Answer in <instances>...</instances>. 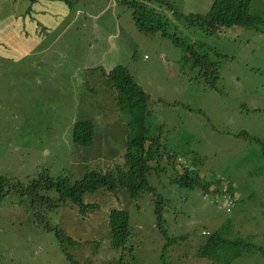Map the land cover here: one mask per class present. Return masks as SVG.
Masks as SVG:
<instances>
[{"label":"rangeland","instance_id":"374dc122","mask_svg":"<svg viewBox=\"0 0 264 264\" xmlns=\"http://www.w3.org/2000/svg\"><path fill=\"white\" fill-rule=\"evenodd\" d=\"M166 1L174 5L176 18L167 4L149 6L169 19L167 29L183 45L197 42L200 52L218 62L217 86L183 60V45L161 32L139 30L134 10L124 0H73L52 34L54 49L38 47L20 59L0 56V175L12 182L26 186L44 173L75 181L92 167L127 169L129 140L160 137L163 144L154 147L148 175L155 190L143 192L139 201L126 189L117 197L103 188L87 193L85 201L102 204L87 217L89 227L83 228L77 210L63 202L50 207L59 197L56 190L44 192L50 201L36 208L25 193L7 194L0 201V264H73L55 233L57 226L84 243V256L76 254L79 245H67L74 259L115 264L121 251L110 246L109 222L101 225L107 220L102 215L113 208L130 212L127 246L134 251H126V264H161L167 236L177 237L166 252L167 264H264L258 252L234 257L225 248L217 250L220 261L197 255L208 239L203 231L215 232L228 220L232 237L264 245V155L257 140L264 139V0L251 1V13L261 16L256 28L224 27L215 34L182 16L207 13L213 0ZM119 64L151 96L143 126L129 127L132 117L114 106L112 83L103 72L91 70ZM81 119L97 124L96 143L89 147L73 141L74 125ZM185 166L207 180L231 182L237 197L232 211L223 207L224 198L215 202L199 188L177 184L173 178ZM158 196L167 199V236L156 226Z\"/></svg>","mask_w":264,"mask_h":264},{"label":"trees","instance_id":"16d2710c","mask_svg":"<svg viewBox=\"0 0 264 264\" xmlns=\"http://www.w3.org/2000/svg\"><path fill=\"white\" fill-rule=\"evenodd\" d=\"M35 1V0H32ZM65 1L69 8L73 7V0ZM129 7L132 8L133 17L139 30L154 34L161 32L162 36L172 38L177 44L184 43L176 33H172L167 29L168 20L163 19L162 15L156 11L154 7H150V3L167 4V8L173 11L171 7L174 5L169 1L162 0H132L126 1ZM162 1V2H161ZM252 0H213L211 9L207 13H189L182 16L187 23L193 26H198L209 34H215L224 27H245L256 28L261 22V16L252 14L250 11ZM160 7V6H159ZM174 18H176V11H173ZM185 53L183 60L192 62L194 67L200 70V77H202L210 86H217L220 78L218 62L209 56V52H200L197 49L198 43H191L183 45ZM9 58V57H8ZM95 71L103 72V75L112 83L115 90V108L121 112H125L132 117V124L143 126L149 114V103L151 101L150 94L137 83L134 75L125 65L119 64L116 67L107 70L103 66L91 68ZM97 124L90 119L78 120L73 128V141L81 147H89L95 140V128ZM244 135H248L245 131ZM254 139V137H251ZM262 144V153L264 155V139L257 138ZM106 141V140H104ZM108 141V140H107ZM163 147L160 137L144 138L140 140H129L127 150L125 153L127 169L122 166L114 167L107 170H100L98 167L89 168L82 177L72 181L69 176H59L53 178L47 174H43L39 179H34L30 184L24 186V183L18 181L12 182L7 175H0V201L4 199L7 194L17 193L18 195H29L31 198V205L36 208L37 203H48L50 195L44 192L56 190L59 194L58 199H54L50 207H57L60 202L68 205L70 208L77 210L81 216L82 222L86 223L84 227H89L88 218L91 213L102 208L100 200L85 201V195L90 192H96L100 189H107L114 196H118L120 189H126L133 200L139 201L141 195L145 191H154L155 187L150 184L148 175L153 169L151 160L155 153L154 147ZM81 154H84L82 151ZM97 163L101 160L97 159ZM173 180L180 186L187 188H199L205 194L215 192L221 185V191L226 185L231 189L229 197L231 201H237L235 194V187L231 182L224 183L223 178H217L216 181L207 180L200 176L197 169L192 166H185L182 173L178 171ZM216 184V187L214 185ZM106 191V190H104ZM29 199V197H28ZM156 226L167 236L165 229V213L164 205L167 204V199L158 196L156 198ZM39 218H44L41 214L37 215ZM109 221H105L109 227V242L113 249H120L121 255L115 259V264H126L124 256L126 251H134V246H127V241L130 235V212L123 208H113L107 215H102ZM100 225V226H101ZM99 228V227H97ZM63 227H56L55 233L62 244L64 253L73 264H93L91 259L78 260L74 259L73 253L68 244L72 246L79 245L76 254L81 253V256L87 254V249L84 251L82 242L78 241L72 234H68ZM82 229V228H80ZM96 229V228H94ZM232 221H226L215 232H211L207 241L199 249L197 255L199 257H208L214 261H220L221 257L217 250L225 248L233 251L232 255L238 257L247 252H258L264 255V245H257L248 237H232ZM210 232V231H209ZM206 233L203 231V235ZM103 239V237H100ZM165 246L164 260L161 264L166 263V252L177 237H169ZM95 246H100V241H94ZM81 247V248H80ZM83 248V249H82ZM123 250V253H122ZM89 256L85 257L88 258Z\"/></svg>","mask_w":264,"mask_h":264},{"label":"crops","instance_id":"0c3cea01","mask_svg":"<svg viewBox=\"0 0 264 264\" xmlns=\"http://www.w3.org/2000/svg\"><path fill=\"white\" fill-rule=\"evenodd\" d=\"M68 10L61 0H0V56L20 59L38 47L54 49L52 34Z\"/></svg>","mask_w":264,"mask_h":264},{"label":"clouds","instance_id":"9594fccd","mask_svg":"<svg viewBox=\"0 0 264 264\" xmlns=\"http://www.w3.org/2000/svg\"><path fill=\"white\" fill-rule=\"evenodd\" d=\"M134 125L132 124V122L130 123L129 127H133ZM216 187V184L214 185ZM231 189H229V187L226 185V187L223 188V190L221 191V185L220 187L217 188V190L215 192H212L211 194H208L206 196H213L215 198V202H219V200L221 198L225 199V203L224 206L228 211H232V208L235 205V202L231 201L230 197H229V191ZM206 234L205 235H210L211 232L209 231H204Z\"/></svg>","mask_w":264,"mask_h":264}]
</instances>
